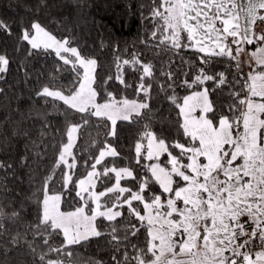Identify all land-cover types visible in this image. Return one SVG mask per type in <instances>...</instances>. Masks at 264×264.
I'll list each match as a JSON object with an SVG mask.
<instances>
[{
  "label": "snow or ice",
  "instance_id": "1",
  "mask_svg": "<svg viewBox=\"0 0 264 264\" xmlns=\"http://www.w3.org/2000/svg\"><path fill=\"white\" fill-rule=\"evenodd\" d=\"M67 6L50 4L49 0L24 6L34 18L20 17L16 22L18 33L13 32L12 24L0 19V33L16 36L17 53L25 42L29 46L26 60L55 53L64 66L71 65L65 69L56 64L48 74L53 87L45 84L35 92L45 103L51 98L54 110H58L55 101L66 106L59 114L64 117L67 140L60 138L57 158L39 182L37 170L49 147H57L46 139L51 131L48 113L25 112L20 107L22 96L15 95L16 107L9 98V114L0 119V151L23 138L25 154L19 167L35 173L29 175L33 191L24 196L9 187V177H16V167L0 160V264H104L91 257L81 259L76 251V246L86 248L91 238L99 237H105L110 246L111 264H264V0L142 3L141 20L152 24L151 39H158V43H141L150 51L156 49L153 56L160 66L157 69L151 60L143 63L139 53L122 63L140 72L137 91L144 93L143 100L117 99L105 87L112 77L98 79V61L82 55L81 42L86 41L82 34L75 33L77 25L69 27L67 16L57 19L52 15L54 8ZM41 13L50 17L58 31L69 35L58 39L41 22ZM252 45L254 50L247 51L246 46ZM100 46L105 47L103 41ZM186 49L194 52L195 60L180 55ZM165 55L168 59H160ZM174 56H179L180 66L175 65ZM116 60L119 70L120 57ZM10 63L8 53L0 52V84L7 83ZM219 64L224 65L223 70H217ZM18 70L27 83L30 71L24 61ZM65 70L75 73L71 86L56 88L58 73ZM155 71L165 80L161 81ZM178 75L185 77L179 84ZM146 77L150 78L147 84ZM116 79L131 87L122 73ZM206 82L213 86L198 90ZM153 84H158L159 93L178 109L175 118L164 114L170 109L153 108L148 103ZM176 87L194 90L181 101ZM9 91L10 86H0V98H8ZM210 93L217 96V101L209 98ZM221 97L226 103L220 102ZM72 112L80 114L78 121L71 119ZM13 114L18 119L13 120ZM91 117L111 124L102 125L107 132L98 155L81 157L86 175L73 180L77 157L72 149ZM36 120L40 125L37 138H33L31 128L24 125ZM118 120L135 126L134 155L122 156L107 140L109 136L119 140ZM156 124H160L159 129ZM164 154L168 159L162 166L160 157ZM106 157L113 159L105 162ZM117 158L126 164L118 167ZM145 160L155 162L142 163ZM61 166L71 173L61 172V190L53 191L50 185ZM110 174H114V183ZM122 180L128 186H121ZM97 182L101 190H97ZM155 184L160 192L154 191ZM73 192L79 198L75 207L65 199ZM26 200L35 205L32 220L26 219ZM134 201L138 202L136 206ZM62 203L67 207L62 209ZM133 218L138 223H133ZM141 229L143 241L138 235ZM61 236L58 245L50 243L53 237Z\"/></svg>",
  "mask_w": 264,
  "mask_h": 264
},
{
  "label": "trees",
  "instance_id": "2",
  "mask_svg": "<svg viewBox=\"0 0 264 264\" xmlns=\"http://www.w3.org/2000/svg\"><path fill=\"white\" fill-rule=\"evenodd\" d=\"M36 0H0V19L5 20L7 23L13 25V32L18 33L19 27L18 22L20 17H25L28 20L34 18L33 13H26L24 11V6L35 4ZM50 4H63L67 3L66 8L53 9L52 15L57 19H60L63 16H67L69 20V27L72 25H77L74 29L75 33L83 35L85 42L82 43L81 52L84 56H91L97 59L98 68L97 72L99 73V78L106 79L108 76H111L112 79L108 81L105 87L108 91H111L117 99L127 98L130 100H143L145 99L144 93L142 91H137V86L140 83V72L133 70L131 65H124L123 60H130L133 53H139V58L143 63H147L151 60L157 67L160 66L159 59L154 58L153 52L156 51L153 48L151 51L148 50L144 43H141V40L148 42L149 44L158 43L157 40L151 39L152 24L141 20V10L140 5L142 3L149 4L150 0H49ZM11 5V6H10ZM79 5V7H78ZM147 14V10H145ZM41 22L53 32L57 38L67 37L69 33L67 31L61 32L57 30V25L52 23L50 17H45L43 14H40ZM158 33V37H159ZM186 37V34H182V38ZM101 41H103L105 47H101ZM16 36L7 37L4 33H0V52H7L12 63L9 65V72L6 75L5 84H0V86L9 89L8 98H0V119H3L6 115L9 114V98H11L12 107H16V100L14 99L15 95H21L20 107L25 112L31 109L33 113L46 112L48 113L47 119L51 122V131L49 136L46 138L51 143H55L57 147L55 149L49 147L48 153L40 167L38 169L37 181L42 180V177L47 175L48 170L52 167V164L57 158V153L59 151V140L63 136L64 141L66 142L67 138L64 136V117L59 114L60 111L66 109V106L63 105L62 101H55L58 105V110L52 108V100L48 98L49 102L45 103L43 99L37 98L35 92L39 90L43 85L48 84L49 87H53V82L49 81L48 74L49 71L55 70V65L60 64L65 69H70L71 65L64 66L63 62L55 56V53L47 56H39L34 58L26 57V49L29 47L26 42L23 46V49L20 53L15 51L16 48ZM75 46V45H73ZM247 49L255 48L254 45L246 46ZM180 55L184 56L185 59L191 57L193 60L196 59V56L191 50H182ZM120 57L121 68L117 69V60L116 57ZM160 59H168V56L165 55ZM172 59L175 61L176 66L181 65V60L179 56H174ZM21 61H24L28 66L30 71V78L28 82L25 83L23 72L18 70ZM139 67V66H137ZM186 67V65H185ZM217 70H223L224 65L219 64L215 66ZM82 71V70H81ZM247 71V70H245ZM42 72L43 75H39ZM122 73L123 78L126 84L131 85V87H125L124 84H121L119 80L116 79L118 74ZM154 74L159 77L161 81H164V77H160L159 71H155ZM39 75V79L37 76ZM75 76L74 72L65 70L61 73H58V79L54 82L56 88H67L71 86V82ZM185 77L178 75L177 83L179 84ZM191 81L192 76L187 77ZM150 82V78H145V84ZM212 82H206L203 87L211 88ZM198 89V90H199ZM194 89H189L187 87H176L175 92L177 97L182 101V98L188 93L192 92ZM171 91V90H170ZM227 91V88H225ZM159 85L153 84V87L150 90L151 99L148 100V103L153 108H165L170 109L166 111L165 115H171L173 118L176 117L178 109L170 105V102L164 98L163 93H159ZM209 98L214 102L217 101V96L213 93H210ZM101 101V100H98ZM221 103H226V99L221 97ZM70 112L72 110H69ZM80 117L79 113L72 112L71 119L75 122L78 121ZM13 120L18 119V117L13 114ZM90 125L81 129V132L77 135L76 146L72 149L73 155L77 157V167L75 169V175L73 180L77 178H82L86 175L85 168L83 166V158H87L88 154L98 155V150L104 146L105 133L107 129L102 125L104 123L111 124L110 121L100 120L96 117H91ZM101 125L97 127V125ZM40 121L36 120L35 123L28 122L24 127L31 128V136L37 138L38 128ZM121 125H124L121 127ZM12 127H16L15 124ZM156 129L160 128V124L154 126ZM117 128L120 133L119 140H116L114 137H107V140L117 148V151L121 153L122 156H131L134 155V140H135V126L130 125L128 122L117 121ZM10 134V133H9ZM174 136V133L170 134ZM53 136L55 139H53ZM93 141L95 143H93ZM24 139H17L11 148L0 151V160H6L9 163H13L16 167V177H9V187L13 188L15 192L21 193L24 196H30L33 191V184L29 180L30 173L28 168L19 167L20 157L25 154L24 149ZM178 151V150H177ZM175 154V153H174ZM31 159V158H30ZM113 158L106 157L105 162L111 161ZM168 159L167 155L164 154L160 157L162 162H165ZM69 163H71V157L68 158ZM117 166H124L126 164L125 160H119L117 158ZM152 161H142L144 164H151ZM186 162V161H185ZM111 166V165H110ZM33 169H36V166L33 165ZM98 170H101V166H97ZM68 171L71 173V170L67 169L66 166H61L57 170L56 176L54 177L50 188L53 191H60L62 182L60 180L61 172ZM149 176L151 173H147ZM113 176L114 183V174ZM3 178V173H0V179ZM20 181H23L22 183ZM72 185L70 184L69 187ZM121 186H128V182L121 181ZM153 189L156 192H160L158 184L153 185ZM97 190H101L99 182H97ZM66 200L72 202V206L75 207V201L79 198L75 197L73 192L70 197H65ZM27 206L26 219L32 220L34 216L35 205L29 201H25ZM138 202L134 201L133 205L136 206ZM67 205L62 203V209L66 208ZM140 209H143V205L139 204ZM125 213L127 212V206L124 208ZM119 219V218H118ZM97 226H100L101 219L98 218ZM107 223V221H104ZM133 223H138L135 218H133ZM103 231V229H101ZM141 241L145 239L144 230L141 229V232L138 233ZM62 240V236L57 238L53 237L50 243L58 245ZM133 242H136V238H133ZM47 251L46 248L43 249ZM76 251L79 253L81 259H88L89 257L93 259H99L104 261V264H111V249L110 246L106 243L105 237L91 238L86 248H81L76 246ZM52 258H56L55 254H50ZM69 259V258H66ZM29 260L31 258L29 257Z\"/></svg>",
  "mask_w": 264,
  "mask_h": 264
},
{
  "label": "rangeland",
  "instance_id": "3",
  "mask_svg": "<svg viewBox=\"0 0 264 264\" xmlns=\"http://www.w3.org/2000/svg\"><path fill=\"white\" fill-rule=\"evenodd\" d=\"M59 39V38H58ZM246 50L247 51H253V50H251V49H247V47H246ZM66 55H70V54H66ZM74 59V58H73ZM242 60H247V56H242ZM245 70H248L247 69V65L245 64ZM199 90H202V88L201 89H199ZM191 94V92L190 93H188L187 95H190ZM186 96V95H185ZM130 100V99H129ZM98 102H103V101H98ZM69 158V157H68ZM155 161H152L151 163H154ZM163 166V165H162ZM66 172H68V171H66ZM83 178V177H82ZM165 195H167V194H165ZM143 214V213H142Z\"/></svg>",
  "mask_w": 264,
  "mask_h": 264
},
{
  "label": "crops",
  "instance_id": "4",
  "mask_svg": "<svg viewBox=\"0 0 264 264\" xmlns=\"http://www.w3.org/2000/svg\"><path fill=\"white\" fill-rule=\"evenodd\" d=\"M257 31H259V29H257ZM251 50H254V48L253 49H251ZM247 217H245L244 219H246Z\"/></svg>",
  "mask_w": 264,
  "mask_h": 264
},
{
  "label": "built area",
  "instance_id": "5",
  "mask_svg": "<svg viewBox=\"0 0 264 264\" xmlns=\"http://www.w3.org/2000/svg\"><path fill=\"white\" fill-rule=\"evenodd\" d=\"M247 219V218H246Z\"/></svg>",
  "mask_w": 264,
  "mask_h": 264
}]
</instances>
